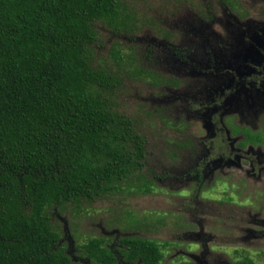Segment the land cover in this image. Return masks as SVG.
<instances>
[{"label": "rangeland", "instance_id": "374dc122", "mask_svg": "<svg viewBox=\"0 0 264 264\" xmlns=\"http://www.w3.org/2000/svg\"><path fill=\"white\" fill-rule=\"evenodd\" d=\"M229 1L119 0L91 22L90 64L115 79L99 94L144 138L146 165L93 201L45 205L52 251L91 264L97 239L140 264L120 244L132 238L164 246L162 264H264V146L241 150L226 127L264 137V0Z\"/></svg>", "mask_w": 264, "mask_h": 264}, {"label": "trees", "instance_id": "16d2710c", "mask_svg": "<svg viewBox=\"0 0 264 264\" xmlns=\"http://www.w3.org/2000/svg\"><path fill=\"white\" fill-rule=\"evenodd\" d=\"M118 9L119 0H0V264H72L52 251L59 236L43 207L93 201L146 165L144 138L99 94L114 76L90 64L91 22ZM232 133L241 146L264 142ZM90 242L91 264H116L101 240ZM120 244L126 259L163 262L155 241Z\"/></svg>", "mask_w": 264, "mask_h": 264}, {"label": "flooded vegetation", "instance_id": "af4514ba", "mask_svg": "<svg viewBox=\"0 0 264 264\" xmlns=\"http://www.w3.org/2000/svg\"><path fill=\"white\" fill-rule=\"evenodd\" d=\"M226 127H227L228 130H229L230 136L235 137V138H237V137L241 138V140L238 142V148H239V149L244 150V149H245L247 146H249V145H251V146H259V145H263V146H264V142H262V143H256V144H246L245 146H241V143H242V141H243V139H244L243 136H242L241 134H239V135H237V134H233V133H232V129H235V130H237V131H241V130L247 131V130H245V129H240V128H238V127H233V126H231V124L227 125ZM248 132H249V131H248ZM249 133H251L253 136L258 137V138L261 139V140H264V137H263V136L257 135L256 133H252V132H249ZM196 174H197V173H196ZM199 178H201V176H199Z\"/></svg>", "mask_w": 264, "mask_h": 264}]
</instances>
